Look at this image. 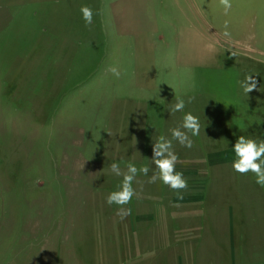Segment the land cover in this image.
<instances>
[{"label":"rangeland","instance_id":"obj_1","mask_svg":"<svg viewBox=\"0 0 264 264\" xmlns=\"http://www.w3.org/2000/svg\"><path fill=\"white\" fill-rule=\"evenodd\" d=\"M231 4L0 0V264H180L176 251L181 264H264V187L232 168L239 136L264 140V0ZM188 112L201 129L192 148L173 140L179 200L148 179L154 142ZM114 162L150 168L124 219L106 202L123 179ZM173 216L188 221L182 246H139L149 224L177 236Z\"/></svg>","mask_w":264,"mask_h":264},{"label":"clouds","instance_id":"obj_2","mask_svg":"<svg viewBox=\"0 0 264 264\" xmlns=\"http://www.w3.org/2000/svg\"><path fill=\"white\" fill-rule=\"evenodd\" d=\"M220 4L224 8L225 15L231 9V0H220ZM83 19L87 25L92 23L93 12L88 6H81L80 9ZM227 22L225 23V29H227ZM224 36H230L228 31L224 32ZM208 47L214 48V45L209 44ZM109 71L116 77L120 76V72L117 68L113 67ZM240 86L244 92H252L257 87V81L252 75L246 76L244 81L240 82ZM194 98H189L187 103H191ZM186 102L182 98H178L175 105L171 108V112H182L185 108ZM181 129H184L183 131ZM200 121L198 117L194 116L191 112L186 113L183 116L182 124L180 127L171 129V139L164 135L159 136L156 142L153 144V156L152 161L155 165V171L149 177L148 183H156L161 181L164 185L173 190L177 199L183 200V193L188 189L187 179L184 177L183 172L176 170V163L178 156L173 149V140L179 142L181 146L192 148L193 140L191 136H198L200 134ZM234 152L236 159L232 163V168L235 172L241 175H247L249 172L254 174L255 183L261 187H264V140L259 142L254 139L246 138L241 135L237 139L234 145ZM111 171L117 175L123 177L119 186V190L111 192L106 202L109 205L115 204L118 206L117 215L124 219L131 215V209L124 206L129 204L132 198L137 194L136 189L133 187V183L136 180L137 175H148L150 168L147 165H143L139 168L133 163H127L126 172H122L118 163H112L110 165Z\"/></svg>","mask_w":264,"mask_h":264},{"label":"crops","instance_id":"obj_3","mask_svg":"<svg viewBox=\"0 0 264 264\" xmlns=\"http://www.w3.org/2000/svg\"><path fill=\"white\" fill-rule=\"evenodd\" d=\"M139 217V220L140 221H148L147 223H149V220H152V218H154L153 216H138ZM168 216H165L164 218H163V216H161L160 218H159V221H161V222H165L166 223V225H169V223H168V219H166ZM171 217V216H170ZM175 219L174 220H172V222L174 223L173 224V228L171 229V230H174V232L176 231V232H178V234H177V236L175 235V234H172V235H170V237H168L167 236V234H165V232H163V231H157L156 233H154V231H152L151 229H150V227H151V225L149 224L148 226H147V228H145V227H143L142 229H144L143 230V237H142V239L138 242L139 243V246H141V245H143V246H145L146 247V249L148 250L150 247H155V246H157L158 247V245H160L162 242H166V244L164 245V246H166V245H168V243H169V245H173L176 241V243L174 244V245H178L179 243L181 244V246L183 245V242H182V240H181V236H182V234L184 233V227L182 226V225H180V224H182V223H187L188 221H187V218H184V216H173ZM190 218H192V217H190ZM163 219V220H162ZM193 221V220H192ZM171 222V223H172ZM147 223H144V224H147ZM146 229H149V234H147V233H145V231H147ZM157 229H158V227H157ZM173 232V233H174ZM180 232H182L181 234H180ZM187 233V232H186ZM136 238L138 239H140L141 238V235H140V232H138L137 233V236H136ZM170 238L172 239V241L171 242H168L169 240H170ZM184 244L185 245H187V244H190L188 241H184ZM142 246V247H143ZM167 253V252H166ZM181 253H182V251H181ZM172 254H173V252H172ZM179 252H175V258H176V260L177 259H179V257H181V260H182V262H183V255L182 254H180ZM31 257H33V255L32 254H30V258ZM50 261V260H49ZM181 262V263H182ZM180 263V264H181ZM50 264V263H49ZM167 264V263H166ZM174 264H179V263H177V261L174 263Z\"/></svg>","mask_w":264,"mask_h":264}]
</instances>
